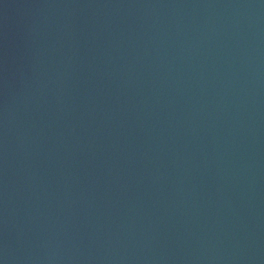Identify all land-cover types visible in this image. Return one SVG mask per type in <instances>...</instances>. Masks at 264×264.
Listing matches in <instances>:
<instances>
[{"label": "water", "instance_id": "water-1", "mask_svg": "<svg viewBox=\"0 0 264 264\" xmlns=\"http://www.w3.org/2000/svg\"><path fill=\"white\" fill-rule=\"evenodd\" d=\"M0 264H264V0H0Z\"/></svg>", "mask_w": 264, "mask_h": 264}]
</instances>
